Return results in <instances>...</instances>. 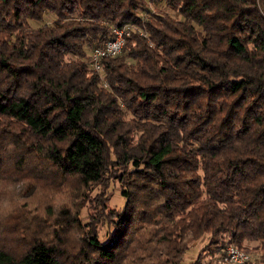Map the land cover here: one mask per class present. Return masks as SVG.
I'll list each match as a JSON object with an SVG mask.
<instances>
[{
  "label": "trees",
  "instance_id": "obj_1",
  "mask_svg": "<svg viewBox=\"0 0 264 264\" xmlns=\"http://www.w3.org/2000/svg\"><path fill=\"white\" fill-rule=\"evenodd\" d=\"M110 174L125 203L103 240L87 224L69 246L2 205L15 179ZM204 234L228 238L210 254L255 243L264 264V0H0V264H184Z\"/></svg>",
  "mask_w": 264,
  "mask_h": 264
},
{
  "label": "rangeland",
  "instance_id": "obj_2",
  "mask_svg": "<svg viewBox=\"0 0 264 264\" xmlns=\"http://www.w3.org/2000/svg\"><path fill=\"white\" fill-rule=\"evenodd\" d=\"M151 5L152 10L156 13L176 15V12L170 10L164 2ZM54 18V16L48 15L45 20L51 22ZM40 24L32 23V26L38 27ZM29 179H15L5 184V201L2 204L4 209L11 211L23 208L29 219H34L35 222L43 221L51 231L59 230L63 234L66 233L65 238L69 240V246L78 244V237L88 230L87 224L96 226L99 237L103 240L107 225L104 222L96 225L97 221H103L104 216H107L108 219L113 218L125 203V198L121 195L122 186L112 174L106 176L100 183L86 188L79 186L77 181L69 176L60 181L48 182L44 180L38 184L31 183ZM76 215L81 222V227L74 231L73 227H68L69 224L66 221L68 217L71 219ZM227 240V237H218V241L211 243L210 235L204 234L198 240L188 244L183 263L192 264L199 253L203 252L207 264H217L221 251L216 257V255L210 254L209 250H212L211 247L217 242L223 245L227 244ZM246 245L251 247L247 251L251 256L249 264H257L261 250L255 243Z\"/></svg>",
  "mask_w": 264,
  "mask_h": 264
},
{
  "label": "built area",
  "instance_id": "obj_3",
  "mask_svg": "<svg viewBox=\"0 0 264 264\" xmlns=\"http://www.w3.org/2000/svg\"><path fill=\"white\" fill-rule=\"evenodd\" d=\"M134 29L135 26L130 23L115 27L112 32V37L103 46L96 47L92 50L90 55L91 68L100 73L103 70L102 59L118 55L124 47L126 37ZM217 260L219 264H249L251 256L247 251L230 244L218 256Z\"/></svg>",
  "mask_w": 264,
  "mask_h": 264
}]
</instances>
